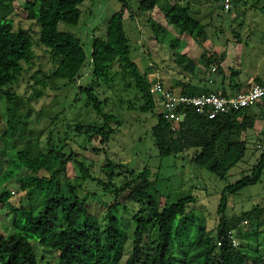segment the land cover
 I'll list each match as a JSON object with an SVG mask.
<instances>
[{"label":"trees","instance_id":"16d2710c","mask_svg":"<svg viewBox=\"0 0 264 264\" xmlns=\"http://www.w3.org/2000/svg\"><path fill=\"white\" fill-rule=\"evenodd\" d=\"M85 1L89 0H32L27 1L19 11L26 20L39 25L37 43L54 62L49 73L38 70L40 77L33 74L31 78L34 84L28 101L40 97L42 90L48 89L52 81H55L53 89L62 87L65 90L82 77L81 70L88 65L90 79L84 85H78V95L84 98L85 105L91 108L99 122L86 123L79 119L69 124L68 129L82 138L85 145L93 140L108 145L122 121L112 112L106 111L109 98L104 92L113 87L116 81L127 79L142 100L140 112H151L156 119L151 135L158 155H178L191 150V161L195 166L206 168L218 179L225 180L230 169L245 156L246 145L242 135L254 126L258 117L251 111L254 105L214 119L189 109L185 120L172 130L170 122L155 111L157 100L150 93L154 77L150 78L148 72H140L128 57L129 41L123 28V19L126 12L132 16L129 0H117L120 8L108 19L104 37L92 39L88 61L80 39L59 31L60 22L73 26L78 24L81 15L79 6ZM5 9L11 7L0 0V92L5 94L7 101H14L19 99V95L12 88L6 90L5 87L17 84L24 65L32 63L34 44L30 31L13 27ZM137 11L151 15L148 23L157 43H161L168 32L164 23L172 27L179 37L187 36L182 38L187 44L192 41L193 45H202L207 38L206 25L192 17L189 3L139 0ZM155 12L161 14L164 23L152 18ZM174 42H177L176 38L171 41L175 63L185 74L181 79L173 80L168 87L158 76L167 90L189 96L202 93L228 95L222 86L213 89L210 86L213 83L208 84V79L198 74L196 61L184 49L185 46L179 51ZM226 56L225 51L212 52L208 57L205 54L201 56L205 69L214 68V72L221 76L220 81L232 80L236 76L233 69L227 76L221 66ZM115 64L117 68H114ZM193 78L198 79L193 81ZM56 81L62 83L61 87ZM103 85L105 91L101 93L100 87ZM236 86L233 94L241 91ZM255 105L262 109L260 117L263 118L264 102ZM59 114L50 119L49 125L54 124ZM11 122L10 119L7 122L10 127ZM65 133L68 134L66 131L63 136L54 139L53 130H49L43 152L16 153L17 164L29 170V173L19 182L22 200L14 204L9 201V194L1 196L5 204L9 202L7 209L12 218L10 229L0 232V264H39L36 243L50 247L56 254V263L44 264H263L261 256L242 252L228 238L229 231H234L237 237L236 229L244 219L263 217V211L254 209L232 218L226 217L225 211L228 193H235L259 181L264 169V150L253 166L251 175L223 189L217 207L216 236L212 238L202 224H196L195 228L188 224L186 211L195 201L192 196L161 206L149 194L152 182L147 168L135 171L106 156L101 170L105 174L104 180L92 178L90 167L78 161L75 152L66 150ZM261 134L264 137V128ZM82 148L86 149V146ZM69 163L78 165L80 182H95L112 197V202L105 210L104 220L88 207L87 197L79 195V185L67 179L62 182ZM121 177L123 183L118 186L115 179ZM125 191L127 204L122 205L119 197ZM119 209L133 211L132 247L124 260L122 249L126 232L116 215ZM149 227H156L157 238L144 249Z\"/></svg>","mask_w":264,"mask_h":264},{"label":"rangeland","instance_id":"374dc122","mask_svg":"<svg viewBox=\"0 0 264 264\" xmlns=\"http://www.w3.org/2000/svg\"><path fill=\"white\" fill-rule=\"evenodd\" d=\"M2 1L11 7L5 11L12 20L13 27L30 31L34 44V57L30 65H24V71L18 83L5 87L6 90L12 88L14 92L16 91L19 99L7 101L5 94L0 92V232H4L6 228L10 229L12 218V214L7 209L9 202L5 204L1 196L9 194V201L14 204L19 199L22 200L23 193L20 192L19 182L29 173V170L17 164L16 153L18 151H28L32 154L37 151L43 152L46 146L44 140L49 130H53L54 139L63 136L67 131L68 134L65 133L67 135L66 150L75 152L77 160L90 167L92 178L104 180L105 174L101 170L104 156H106L135 171L147 168L152 182L149 194L161 206H168L181 198L192 196L195 201L186 211L189 217L188 224L192 228H195L196 224H202L214 238L218 221L217 207L223 189L226 185L251 175L253 166L257 164L263 152L257 148L258 145L264 144V137L261 134L264 128V117H260L262 109L256 105L252 107L251 111L258 117L254 126L242 135L246 145L245 156L230 169L225 180L218 179L206 168L195 166L191 161V150L178 155L163 157L158 155L151 135V128L156 119L151 112H140L142 100L133 84L127 79L123 82L116 81L113 87L104 92V95L109 98L106 111L112 112L119 120L121 119L122 125L112 136L108 145H102L98 140L85 145L82 138L68 129V125L79 119L86 123L99 122L91 108L85 105L84 98L78 95V85H84L90 79L88 65L81 70L82 77L76 83L67 86L65 90L61 89L62 83L58 81L56 83L61 88L53 89L55 81H52L48 89L42 90L40 97L28 101L32 84H34L31 77L34 73L40 77V74H37L38 70L45 74L49 73L54 62L48 52L37 43L39 25L26 20L19 13L25 3L32 0ZM129 1L132 16L131 13L126 12L123 19V28L129 41L128 57L137 65L140 72H148L150 78L159 76L166 87L185 74L174 60L171 41L175 38L177 50L182 51L181 48L185 46L184 49L196 61L198 74H201L205 80L211 77L218 82L221 76L216 72L213 73L212 70L205 69L201 57L203 54L208 57L212 52L225 51L227 56L222 65L227 76L231 70L230 66L235 65L237 58L240 65L236 66V70L244 74L245 71L255 69L254 62L264 56V0H230L228 6H225V0H176L182 4L189 3L192 17L206 25L207 38L202 45L196 43L193 45L192 41L185 43L182 38L187 36L176 35L175 30L164 23L161 14L155 12L152 18L162 21L168 28L162 42L157 43L148 23L151 15L137 11L139 0ZM169 3L171 4L172 0H169ZM79 8L81 15L78 24L73 26L60 22L58 29L80 39L88 61L92 39L104 37L106 23L119 10L120 4L117 0H89L83 2ZM114 68H117L116 64ZM197 79L193 78V81ZM210 86L214 87V85ZM104 87V85L100 87L101 93L105 91ZM59 112V118L54 124L49 125L50 119ZM9 119L12 121V127L7 124ZM84 146L86 149L82 148ZM79 178L81 173L78 165L69 163L66 175L62 176V182L67 179L72 184L79 185V195L86 196L88 207L96 212L101 220H104L105 210L112 202V197L95 182H80ZM115 183L121 186L123 177L116 178ZM126 193V191L122 192L119 197L122 205L127 204ZM254 209L264 211V169L257 183L226 195V217H237ZM116 215L126 232L122 249V260H124L130 254L132 247L133 211L119 209ZM243 222L246 224H240L236 229L238 244L235 247H239L243 250L242 252L252 256H261L264 264V216L252 220L244 219ZM146 237L144 249L148 248L151 242L156 241V227H149ZM35 247L39 264L56 263V254L50 247L37 243Z\"/></svg>","mask_w":264,"mask_h":264},{"label":"built area","instance_id":"2783aa9c","mask_svg":"<svg viewBox=\"0 0 264 264\" xmlns=\"http://www.w3.org/2000/svg\"><path fill=\"white\" fill-rule=\"evenodd\" d=\"M230 0H225V6H228ZM212 78L208 79V84H212ZM150 93L156 98V113L170 122L171 129L185 120L187 110L194 109L200 114H204L208 119H214L218 116L227 115L233 111L261 104L264 102V82L252 83L249 87L236 94L221 95L217 93H202L196 96L186 94H175L167 90L160 82L159 77L155 76ZM262 151L264 144L257 146ZM264 216V211H263ZM242 224H246L242 222ZM228 238L233 246H237V239L234 231L228 232Z\"/></svg>","mask_w":264,"mask_h":264},{"label":"crops","instance_id":"0c3cea01","mask_svg":"<svg viewBox=\"0 0 264 264\" xmlns=\"http://www.w3.org/2000/svg\"><path fill=\"white\" fill-rule=\"evenodd\" d=\"M256 64V68L251 71H245L244 74L239 72V70H236V66L240 65L238 58L235 60V65L230 66V69H233L234 72H236V76L232 78V80H224V81H218L214 79L213 81V89L217 90L221 88H225V91L227 94H233L236 90V85H238L239 89L241 91L247 89L250 84L252 83H263L264 82V56H261L260 59L257 60V62H254ZM223 67V65H221ZM234 67V68H232ZM224 69V68H223ZM214 72V68L212 69ZM211 78V77H209ZM208 78V79H209ZM232 82V83H231ZM218 83V84H217ZM206 84V83H205ZM217 84V85H216ZM264 111V110H263Z\"/></svg>","mask_w":264,"mask_h":264}]
</instances>
